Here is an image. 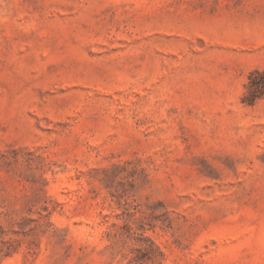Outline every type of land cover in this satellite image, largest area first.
Listing matches in <instances>:
<instances>
[{
  "label": "rangeland",
  "instance_id": "obj_1",
  "mask_svg": "<svg viewBox=\"0 0 264 264\" xmlns=\"http://www.w3.org/2000/svg\"><path fill=\"white\" fill-rule=\"evenodd\" d=\"M0 264H264V0H0Z\"/></svg>",
  "mask_w": 264,
  "mask_h": 264
},
{
  "label": "trees",
  "instance_id": "obj_2",
  "mask_svg": "<svg viewBox=\"0 0 264 264\" xmlns=\"http://www.w3.org/2000/svg\"><path fill=\"white\" fill-rule=\"evenodd\" d=\"M252 85H254V84H252ZM256 91H257V90L253 91V95H254L255 97H256ZM257 93H258V91H257ZM254 96H253V97H254Z\"/></svg>",
  "mask_w": 264,
  "mask_h": 264
}]
</instances>
